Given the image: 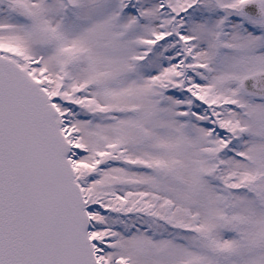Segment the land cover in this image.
Returning <instances> with one entry per match:
<instances>
[{
  "label": "snow or ice",
  "instance_id": "1",
  "mask_svg": "<svg viewBox=\"0 0 264 264\" xmlns=\"http://www.w3.org/2000/svg\"><path fill=\"white\" fill-rule=\"evenodd\" d=\"M0 264H264V0H0Z\"/></svg>",
  "mask_w": 264,
  "mask_h": 264
}]
</instances>
